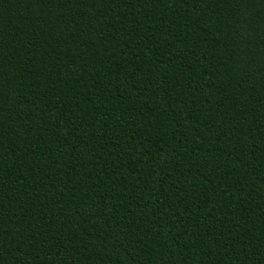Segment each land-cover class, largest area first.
Wrapping results in <instances>:
<instances>
[{"label": "trees", "instance_id": "obj_1", "mask_svg": "<svg viewBox=\"0 0 264 264\" xmlns=\"http://www.w3.org/2000/svg\"><path fill=\"white\" fill-rule=\"evenodd\" d=\"M0 264H264V0H0Z\"/></svg>", "mask_w": 264, "mask_h": 264}]
</instances>
